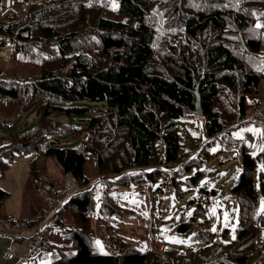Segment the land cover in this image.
I'll list each match as a JSON object with an SVG mask.
<instances>
[{
	"label": "trees",
	"instance_id": "16d2710c",
	"mask_svg": "<svg viewBox=\"0 0 264 264\" xmlns=\"http://www.w3.org/2000/svg\"><path fill=\"white\" fill-rule=\"evenodd\" d=\"M263 15L264 0H31L22 16H0V49L10 45L16 63L11 71L0 64V115L12 122L0 136V176L16 152L36 154L31 175L62 201L42 237L54 255L49 264H246L257 252L264 145L252 151L234 132L264 128V116H250L246 107L264 77V32L255 24ZM83 100L105 107L87 118L85 106L71 105ZM195 116L202 135L191 146L180 139L178 125ZM70 126V140L79 141L59 145L57 134ZM217 149L240 151L228 194L239 212L234 236L226 227L215 241L217 233L200 225L190 241L201 246L186 251L165 235L156 237L167 241L163 260L122 236L113 239L114 251L96 247L101 227L109 233L137 217L136 206H147L143 190L130 191L137 179L150 189L160 184L158 190L167 181L179 194L189 177L177 176L209 162ZM90 155L95 179L86 170ZM40 156L53 158L76 186L44 187ZM9 194L0 187V222L13 226L17 220L2 212ZM41 219L22 220L32 226ZM162 222L174 223V230L191 224Z\"/></svg>",
	"mask_w": 264,
	"mask_h": 264
},
{
	"label": "rangeland",
	"instance_id": "374dc122",
	"mask_svg": "<svg viewBox=\"0 0 264 264\" xmlns=\"http://www.w3.org/2000/svg\"><path fill=\"white\" fill-rule=\"evenodd\" d=\"M7 48L8 47L0 49V64L3 65V68L6 71H11L16 68V63L9 48ZM71 105L85 106L87 110H85L84 115L88 118L91 115L98 113L101 107H105V102L83 100L72 103ZM63 118L65 117L62 116V119ZM64 121H66V123L75 122L74 124L76 126H79L81 123V121L76 119L71 120V118H66ZM201 126L202 119L196 116L186 118L179 122L178 132L180 139L184 143L185 141H188L189 145L194 146L198 139L201 140ZM253 127H255V125L244 126L238 131H235L234 135L237 137L244 136L246 138V143H249L250 147V138L253 134L248 128ZM5 129V124L0 121V136L4 134ZM65 129L68 130L57 134L60 138L58 144L62 146L76 144L79 141V138L77 141L70 140L73 127H65ZM196 153L197 149L190 156H195ZM239 155L240 151L236 149H217L213 158L209 162H205L204 165L195 164L189 171L177 176L178 179L189 177V182L185 181L181 184L182 191L179 194L175 193L174 187L167 181L166 183L161 184L164 189L158 190L157 186H160V184H158L156 188L150 189L149 182L146 184L145 181L137 179L136 184H134V187L131 188L130 191H133L134 193L143 190V198L141 201L146 200L147 206L145 207L142 204L140 207L142 210L136 206L135 210L140 212L139 215L131 218V220H124L121 223H117L119 224V227L117 228V225L110 228L108 230L110 231L109 233H104L105 230L101 227V230L96 235V247L102 252L114 251L115 244L113 239L122 236V238L126 240L131 239L129 241L137 247L152 248L159 255V258L163 260V250L161 252L158 247L156 249L154 246L156 242H160L156 237H163L162 235H165L163 238L169 241V245L175 242L172 245L180 250L186 251L197 249L201 246V243L198 241H190L192 235L199 233L198 230H196V227L200 225H207L208 230L211 231V233H217L214 237L215 241H218V235L222 233L226 227L229 228V232L234 236L239 212L236 203L228 196V194L238 174ZM35 156L36 154L32 151L16 152L10 166L4 170L3 176H0V187L7 189L10 192L2 205L3 211H6L8 214H12L13 211H15L17 204L20 205L19 200L21 196H19V187L25 179L29 177L31 160L35 158ZM38 158H36V164L44 187H49L53 184L59 191L67 189L65 185L71 180V176L64 175L53 158L45 156H40ZM86 170L91 178L95 179V177H97V173L94 170V157L92 155L88 158ZM196 173L198 176L193 177ZM259 178V176L256 177V181L260 187ZM159 182L163 181L159 180ZM206 185H208L209 193L212 188H217L216 195L210 196L204 188ZM120 197L123 198L122 195H120ZM26 206L27 205H23L22 209L26 208ZM18 208L22 211L21 205ZM46 212L50 215L52 211L48 210ZM47 217L49 216H44L45 220L48 219ZM170 219H177V221L190 220L191 224L189 225V230L179 233L177 232L178 228L175 230L173 229L174 223H166L163 225L162 220L169 221ZM205 220H207V222ZM93 221L96 223V213L93 215ZM263 221L264 217H261L258 223L260 229L256 240L258 250L246 264H253L255 262H261V264H264ZM122 238L120 237V239ZM167 241L164 240L165 246H167ZM161 243L163 244V242ZM186 247H190L191 249ZM47 263L49 262H44V264Z\"/></svg>",
	"mask_w": 264,
	"mask_h": 264
},
{
	"label": "crops",
	"instance_id": "0c3cea01",
	"mask_svg": "<svg viewBox=\"0 0 264 264\" xmlns=\"http://www.w3.org/2000/svg\"><path fill=\"white\" fill-rule=\"evenodd\" d=\"M255 24L264 32V15L258 17ZM246 107L248 115L252 116L255 112H259L264 116V77L259 83L257 93L247 95ZM254 128L258 131L259 135L252 132L253 135L250 138V150L252 151L258 150L264 145V128L258 125H255ZM19 193V196H21L19 200L21 209L23 205L27 206L20 211L18 208L20 205L17 204L15 211L12 213L13 215L9 214L11 217L28 221L40 217L42 218V221H40L41 223H50L52 221V214L49 215L48 212H46L47 204L43 202L42 190L36 184L31 173L20 185ZM2 212L7 213L3 211V209ZM45 215L49 216L47 220L43 218ZM9 226L7 222H0V264H44L45 261L50 262L53 260V254L47 247L39 249V263H33L37 258L29 259L26 257V254L33 250L32 240H34L36 236L34 224L28 227L16 228L11 231L7 229ZM9 248L15 250V257L11 260L5 256V251Z\"/></svg>",
	"mask_w": 264,
	"mask_h": 264
},
{
	"label": "built area",
	"instance_id": "2783aa9c",
	"mask_svg": "<svg viewBox=\"0 0 264 264\" xmlns=\"http://www.w3.org/2000/svg\"><path fill=\"white\" fill-rule=\"evenodd\" d=\"M30 1L31 0H0V16H5L7 14L21 16L28 8ZM44 199L48 204H51L52 199L50 197L45 196ZM37 245H39L38 242H34V246L36 247ZM154 246L156 249L158 247V249L162 252L163 244L161 242H156ZM14 254L15 252L13 249H9L5 252V256L8 258H12ZM28 256L29 258L34 257V251H32Z\"/></svg>",
	"mask_w": 264,
	"mask_h": 264
},
{
	"label": "water",
	"instance_id": "95a60500",
	"mask_svg": "<svg viewBox=\"0 0 264 264\" xmlns=\"http://www.w3.org/2000/svg\"><path fill=\"white\" fill-rule=\"evenodd\" d=\"M197 113L202 114V107H201V101H200V97H198L197 99V109H196ZM178 232H184L185 230H187V226L183 223L180 226H178Z\"/></svg>",
	"mask_w": 264,
	"mask_h": 264
},
{
	"label": "bare ground",
	"instance_id": "6f19581e",
	"mask_svg": "<svg viewBox=\"0 0 264 264\" xmlns=\"http://www.w3.org/2000/svg\"><path fill=\"white\" fill-rule=\"evenodd\" d=\"M5 56V55H4Z\"/></svg>",
	"mask_w": 264,
	"mask_h": 264
}]
</instances>
